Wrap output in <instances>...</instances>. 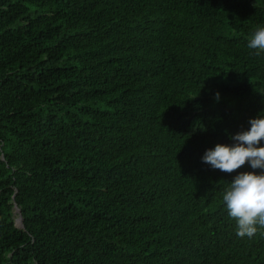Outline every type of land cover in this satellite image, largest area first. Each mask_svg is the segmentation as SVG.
<instances>
[{
  "label": "trees",
  "instance_id": "1",
  "mask_svg": "<svg viewBox=\"0 0 264 264\" xmlns=\"http://www.w3.org/2000/svg\"><path fill=\"white\" fill-rule=\"evenodd\" d=\"M258 27L264 0H0V264H264L223 201L264 170L202 160L264 115Z\"/></svg>",
  "mask_w": 264,
  "mask_h": 264
},
{
  "label": "clouds",
  "instance_id": "2",
  "mask_svg": "<svg viewBox=\"0 0 264 264\" xmlns=\"http://www.w3.org/2000/svg\"><path fill=\"white\" fill-rule=\"evenodd\" d=\"M248 47L257 50V56L264 52V27L257 28ZM249 124L248 130L230 137L233 145L217 144L214 149L207 150L203 162L226 173H232L246 163H250L252 169L264 170V146H260L264 141V115L251 119ZM223 201L228 215L236 221L237 235L253 237L258 231L257 225L264 227V172L237 175L224 192Z\"/></svg>",
  "mask_w": 264,
  "mask_h": 264
},
{
  "label": "rangeland",
  "instance_id": "3",
  "mask_svg": "<svg viewBox=\"0 0 264 264\" xmlns=\"http://www.w3.org/2000/svg\"><path fill=\"white\" fill-rule=\"evenodd\" d=\"M15 210L19 213L18 215H17V224L20 226V225H23V222L21 221V219H22V213H21V208L16 204V206H15Z\"/></svg>",
  "mask_w": 264,
  "mask_h": 264
}]
</instances>
